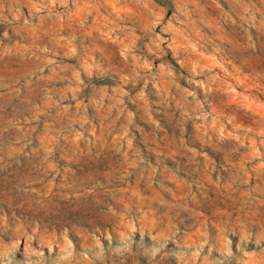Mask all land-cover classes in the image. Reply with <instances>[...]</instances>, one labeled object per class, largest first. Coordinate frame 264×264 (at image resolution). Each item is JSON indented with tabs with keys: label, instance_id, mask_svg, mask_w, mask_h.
<instances>
[{
	"label": "rangeland",
	"instance_id": "1",
	"mask_svg": "<svg viewBox=\"0 0 264 264\" xmlns=\"http://www.w3.org/2000/svg\"><path fill=\"white\" fill-rule=\"evenodd\" d=\"M0 264H264V0H0Z\"/></svg>",
	"mask_w": 264,
	"mask_h": 264
}]
</instances>
